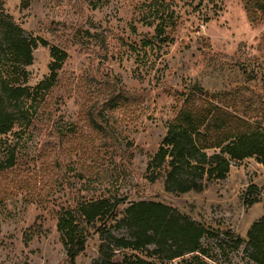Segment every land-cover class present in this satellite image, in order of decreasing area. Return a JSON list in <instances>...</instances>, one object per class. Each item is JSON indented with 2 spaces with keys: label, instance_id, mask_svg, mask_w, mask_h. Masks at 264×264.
I'll return each instance as SVG.
<instances>
[{
  "label": "rangeland",
  "instance_id": "rangeland-1",
  "mask_svg": "<svg viewBox=\"0 0 264 264\" xmlns=\"http://www.w3.org/2000/svg\"><path fill=\"white\" fill-rule=\"evenodd\" d=\"M247 1L0 0V12L46 43L26 68L27 86L50 74L52 48L67 55L55 88L39 93L9 139L21 149L15 167L0 174V264H71L58 215L76 200L99 198L118 200L120 212L164 203L217 232L202 240L212 264H248L247 232L264 217L262 164L232 163L225 180L179 196L146 172L189 92L264 122V18L252 21ZM8 67L0 56L3 76ZM6 150L0 143V154ZM224 232L244 244L220 249ZM99 243L90 237L73 264H93Z\"/></svg>",
  "mask_w": 264,
  "mask_h": 264
},
{
  "label": "trees",
  "instance_id": "trees-1",
  "mask_svg": "<svg viewBox=\"0 0 264 264\" xmlns=\"http://www.w3.org/2000/svg\"><path fill=\"white\" fill-rule=\"evenodd\" d=\"M247 6L252 21L258 14L264 18V0H248ZM39 44L46 46L0 12V56L6 55L9 66L4 76L0 72V143L7 149L0 154V174L17 163V149L21 145L9 140L19 136L15 127L27 119L31 103L40 92L50 93L55 88L57 72L67 57L52 48L50 74L31 88L27 86L26 68L33 64ZM184 96L158 150L147 164L150 183L162 182L165 192L175 196L200 193L208 183L225 180L232 163L254 158L264 166L263 121L253 122L227 105L198 99L193 92ZM28 103L30 106L26 108ZM252 190L254 187L249 194ZM245 203L252 205L255 201ZM119 205L118 200L104 198L76 200L59 213L56 228L71 264L85 251L92 236L100 241L99 258L93 264H175L188 255L191 260L183 259L182 264H212L202 240L217 239V232L161 202H135L122 212ZM121 228L125 234L112 232ZM223 234L226 241L218 242L220 249L230 245L232 250H238L244 244L230 232ZM245 246L248 264H264V217L250 227Z\"/></svg>",
  "mask_w": 264,
  "mask_h": 264
}]
</instances>
